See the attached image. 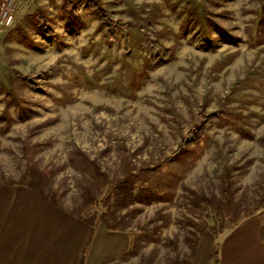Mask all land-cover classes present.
Wrapping results in <instances>:
<instances>
[{
	"label": "rangeland",
	"instance_id": "obj_1",
	"mask_svg": "<svg viewBox=\"0 0 264 264\" xmlns=\"http://www.w3.org/2000/svg\"><path fill=\"white\" fill-rule=\"evenodd\" d=\"M101 1L113 20L130 23V51L122 29L107 41L97 12L85 15L82 6L71 23L61 13L64 0L15 1V22L0 33V183L20 180L27 142L30 163L49 175L48 189L62 195L66 211L77 210L95 190L88 162L111 181L130 167L141 187V168L170 157L199 110L221 108L235 123L213 126L200 153L191 154L189 143V151L155 169L171 198L121 211L133 249L140 246L124 264H174L190 256L189 238L198 231L191 222L205 220L189 190L216 199L230 193L192 259L202 262L210 250L212 264H264V0ZM36 12L54 37L29 22ZM150 14L174 57L147 68L136 88L134 73L145 66L139 25ZM15 72L33 76L36 86ZM88 79L96 84L87 86Z\"/></svg>",
	"mask_w": 264,
	"mask_h": 264
},
{
	"label": "trees",
	"instance_id": "obj_2",
	"mask_svg": "<svg viewBox=\"0 0 264 264\" xmlns=\"http://www.w3.org/2000/svg\"><path fill=\"white\" fill-rule=\"evenodd\" d=\"M83 8V13L85 15L97 12L102 16V24L108 26L106 31V39L108 42H114L117 37V29H122L125 35L126 48L130 51L131 37L128 35V28L130 23H121L120 21L113 20L107 12L106 4L101 0H64L61 13L66 19L72 23L73 20H78L80 17L81 7ZM190 4H187L186 9H190ZM194 9L190 10V13ZM36 15H30L28 17L29 22L36 28L44 37H54L53 30L50 28L46 21V17L43 13L36 12ZM202 15L204 13H201ZM152 15L144 19L145 24L139 25L142 29L141 38V49L145 60V66L138 69L134 73V78L132 80L136 88L142 83L145 76H147V68H156L161 62H168L173 59L174 54L171 49L166 48L159 40L157 35V30L153 21ZM192 17H197L198 14H191ZM20 35H25L24 30L19 29ZM16 78H18L23 84L28 85L33 88L36 84L32 81L33 76H22L15 72ZM44 74H40V76ZM133 75V74H132ZM95 83V82H94ZM91 79L86 80V85H94ZM96 84V83H95ZM2 83L0 82V88ZM8 97V96H7ZM226 112L223 109H219L216 112L204 114L199 110L193 120V125L187 135H182L178 149L168 158L162 157L157 163V167L161 164H167L169 161L176 158L180 152L189 151L187 146L189 143H194L195 148L190 150V153L196 155L200 153V146L209 137L210 129L215 125H222L224 123H235L232 118V114ZM237 116V115H236ZM235 116V117H236ZM238 118V117H236ZM30 147L27 142H24L23 146V157L19 163V169L21 171V178L19 181L11 182H1L0 184H7L10 186L19 185L26 186L34 192L38 193L40 196L44 197L46 200L51 201L56 206L66 211L60 203L62 198L61 194L55 191H50L48 189L49 185V175L46 172H40L30 163L29 157ZM87 167V168H86ZM85 169L93 170V174L96 177V184L94 193L88 191V199L84 204L77 210L71 212L66 211L71 216H74L92 226L104 225L108 230L111 231H124L128 232L131 229L128 226L127 216H122L120 213L123 209L128 208L131 204L139 202L142 204H151L154 201L167 200L170 199L172 194L163 192L162 185H158L159 180L162 178L164 173L161 171L159 174L155 173L157 167H145L141 168V174L137 175L140 177L143 185L141 187L135 186V176L133 175V170L127 167V175L121 180L111 181L105 173H103L100 168L95 166L93 161L88 162ZM157 174V175H156ZM158 179L157 183L154 182V178ZM169 180L167 181L168 185ZM193 197V204L197 211H199L200 216L205 220L203 226L191 222V224L196 228L195 233L192 234L193 238H189L190 245L192 246V253L187 256L184 260H179L174 264H189L197 246V240L205 231L210 227L211 220L220 215V212H224L226 206L228 205L229 192H225V196L221 199L208 198L202 196L197 192L189 190ZM168 201V200H167ZM94 210V211H93ZM132 213L129 211V214ZM225 213V212H224ZM198 233V234H197ZM199 235V236H198ZM138 249H133L131 252H139ZM135 253H130L124 256L123 261L129 260ZM213 260V257H212ZM213 264H217L215 261Z\"/></svg>",
	"mask_w": 264,
	"mask_h": 264
},
{
	"label": "crops",
	"instance_id": "obj_3",
	"mask_svg": "<svg viewBox=\"0 0 264 264\" xmlns=\"http://www.w3.org/2000/svg\"><path fill=\"white\" fill-rule=\"evenodd\" d=\"M130 233L92 226L26 186L0 184V264H124L140 254L123 261ZM189 264H212L210 250Z\"/></svg>",
	"mask_w": 264,
	"mask_h": 264
},
{
	"label": "built area",
	"instance_id": "obj_4",
	"mask_svg": "<svg viewBox=\"0 0 264 264\" xmlns=\"http://www.w3.org/2000/svg\"><path fill=\"white\" fill-rule=\"evenodd\" d=\"M16 0H0V33L11 28L15 22Z\"/></svg>",
	"mask_w": 264,
	"mask_h": 264
}]
</instances>
